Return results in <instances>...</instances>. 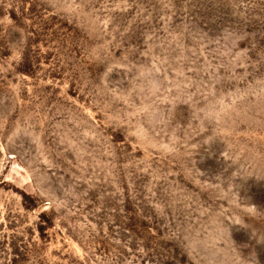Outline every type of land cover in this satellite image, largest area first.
Here are the masks:
<instances>
[{
	"label": "rangeland",
	"instance_id": "374dc122",
	"mask_svg": "<svg viewBox=\"0 0 264 264\" xmlns=\"http://www.w3.org/2000/svg\"><path fill=\"white\" fill-rule=\"evenodd\" d=\"M0 264H264V0H0Z\"/></svg>",
	"mask_w": 264,
	"mask_h": 264
}]
</instances>
